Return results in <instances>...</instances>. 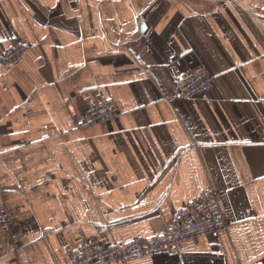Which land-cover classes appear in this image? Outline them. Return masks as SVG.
<instances>
[{"label": "crops", "instance_id": "0c3cea01", "mask_svg": "<svg viewBox=\"0 0 264 264\" xmlns=\"http://www.w3.org/2000/svg\"><path fill=\"white\" fill-rule=\"evenodd\" d=\"M0 264L163 233L205 188L226 228L104 264H264V0H0ZM197 66L211 89L178 97ZM113 101L77 127L66 105Z\"/></svg>", "mask_w": 264, "mask_h": 264}, {"label": "built area", "instance_id": "2783aa9c", "mask_svg": "<svg viewBox=\"0 0 264 264\" xmlns=\"http://www.w3.org/2000/svg\"><path fill=\"white\" fill-rule=\"evenodd\" d=\"M30 49L27 42H16L0 52V69L10 70L20 64ZM213 77L204 66H197L176 80L178 97L191 100L204 96L211 89ZM77 127L101 123L114 119L119 109L111 100L92 101L84 111L77 114L71 104L66 105ZM11 222L5 205L0 204V232L10 229ZM226 228L216 193L205 188L189 203L176 211L166 230L152 237H138L125 243L100 246L88 241L74 254L76 264H104L113 261H130L157 254H176L184 240Z\"/></svg>", "mask_w": 264, "mask_h": 264}]
</instances>
